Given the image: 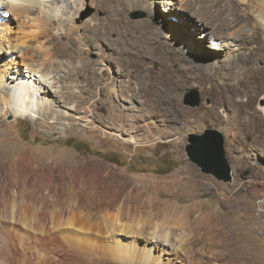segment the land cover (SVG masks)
<instances>
[{
    "label": "rangeland",
    "instance_id": "rangeland-1",
    "mask_svg": "<svg viewBox=\"0 0 264 264\" xmlns=\"http://www.w3.org/2000/svg\"><path fill=\"white\" fill-rule=\"evenodd\" d=\"M10 1L0 0V40H4L3 33L13 37L22 36L37 30L40 25L47 24L51 31L52 46H56L62 57L70 59L77 66L80 70V80L90 81L91 90L95 93L100 91L98 106L102 108L99 114L107 124V127H103L102 124L96 123L95 126L101 130L97 136L81 134L77 130L73 132L76 134L67 135L65 130H58L48 136L41 133L33 138L32 130L37 125V113L31 110L30 113L19 117L18 121L14 120L13 115L4 118L10 125H3L0 132L7 133L11 139L14 138L22 147V151L30 146L46 150L42 155V163L51 167L44 166V169H41L43 178L50 176L52 182L56 183H53L54 185H63L61 188L73 189V186L74 194L67 189L70 194L68 198L70 201L80 202V205L82 197L91 190L93 184L100 187V191L107 188L109 194L121 199L134 195L141 187L146 189L145 195H152L154 185L160 184V187L163 186V198L177 200L181 205L194 204L197 207L195 216L203 214L209 217V224L196 230L179 220H174L169 226L164 225L163 230L171 229L177 233L178 247L190 244L188 247L193 250L196 258L202 257L200 255L203 247L208 256L204 259L207 264H264V94L248 112L238 113L239 119L249 131H242L237 138L228 135L223 120L235 116L236 111L228 105L213 110V98L206 94L194 79L195 68L198 71L207 68V65H210L209 57L203 56L202 53L190 62H180L182 57L177 47L178 42L170 39L168 31L173 30L175 33L173 32L172 36L179 37V41L183 38L187 42H192L191 39L193 42L203 41L202 49L204 44L209 45V42L205 37H198L203 34L202 31L192 33L179 19L176 20L171 11H165V4L161 0L151 7L157 17L152 19L151 27L146 26L144 22L148 19V14L140 8L130 10L125 0H39L36 6L41 10L31 14V17L12 12L11 6H7L13 3ZM227 1L236 8L237 19H247L241 15V8L247 5L264 17V0H245L248 4L241 5V8L238 5L240 0ZM182 5L186 9V6ZM187 5L188 10H195L192 4ZM201 14L208 18L207 12L202 11ZM161 17L164 24L163 20H160ZM47 18L49 21L45 23ZM251 20L255 22L253 17ZM159 28H162L160 34L157 30ZM65 32H68V36L60 41L56 40V37L66 35ZM39 38L42 39L41 36ZM6 43L5 41L3 44L7 48ZM169 49L175 51L174 55L180 56L168 62L171 68L167 70L164 62L168 57L164 56V52ZM258 49L264 54L262 45L258 46ZM190 52L195 54L191 48ZM88 61H91V65L78 67ZM183 64L195 67L192 75H183L180 70V65ZM258 64L264 66V60ZM5 67L1 66L2 69ZM23 72L22 76L25 74ZM181 77L182 79H179ZM10 80L15 79L9 78L6 84L0 87L3 92H6V89L16 90L15 88H19L23 83L20 79L16 82ZM217 80L224 82L226 78L219 76ZM228 81L232 82L231 79ZM134 94L135 98L142 101L141 104L136 103L141 107H134L137 111L142 108L143 116L140 115V119L133 117L132 111L121 107L127 102L121 100L120 96L124 95L123 98L128 100L129 96ZM196 98H199L200 105L192 107L190 100ZM11 106L16 109L13 103ZM254 108L259 110L263 120L253 119ZM116 109L127 129L131 125L141 126L137 133H133L140 141L133 143L130 142L131 135H121L122 139L116 134L120 128L109 122V116ZM215 111L223 120L217 121ZM208 129L217 130L224 136L226 157L231 169L229 182L219 181L214 175L205 174L187 156L189 135L202 134ZM252 129L254 133L251 132ZM91 159L97 160L100 165H96V169L87 170ZM106 164L114 168L107 179L101 173V166ZM38 169L40 168L36 170ZM119 179L125 181L123 187L118 184ZM56 194L61 196L62 193L57 191ZM76 204L77 202H71L74 206L72 208L76 209ZM51 208L55 209L53 205ZM80 208L86 210L82 206ZM110 212L115 211L111 209ZM68 220L71 225L68 236L70 239L74 236L77 244L76 248H73L74 252L70 251L73 260L69 258L68 264H123L114 256V259L112 256L101 259L87 257L80 252L86 243L89 247L101 244L98 231L91 234L92 239H87L88 227L72 221L75 222L74 228L71 220L77 219L69 217ZM81 222L88 224L85 220ZM123 238L128 244L133 243V238ZM70 239L69 241H72Z\"/></svg>",
    "mask_w": 264,
    "mask_h": 264
},
{
    "label": "bare ground",
    "instance_id": "bare-ground-1",
    "mask_svg": "<svg viewBox=\"0 0 264 264\" xmlns=\"http://www.w3.org/2000/svg\"><path fill=\"white\" fill-rule=\"evenodd\" d=\"M11 1L13 3L7 6H11L10 10L14 13L20 12L31 17V14L41 10L36 6L39 0H18V3L17 0L15 3L14 0ZM157 1L159 0H125L130 10L140 8L148 14V19L144 22L150 27L152 19L157 18L154 10L151 9ZM161 1L165 4V11H171L176 20L179 19V22L192 33L202 31L203 34L198 37H205L209 42V45L204 44L202 49L203 41L193 42L191 39L192 42H187L184 38L179 41V37L172 36L173 30L168 31L170 39L178 42L177 47L181 51V56H177L182 57V61L179 57L180 62H190L202 53L203 56L209 57L210 65L202 71L186 66L184 62L183 66L180 65L183 75L191 74L195 68V81L214 100L212 109L217 110L222 105H228L236 111L235 116L232 115L233 117L224 120L216 111L214 112L218 122L223 120L228 135L237 138L242 131H249L245 123L239 119L238 113L248 112L264 94V66L258 64L264 60L263 52L258 49L260 45L264 47V17L248 6L245 0H240L238 5L239 7L247 5L240 8L241 15L248 20L237 19L236 8H233L227 0ZM187 4H192L195 10H188ZM202 11L208 13V18L203 17ZM160 20L162 21L163 17ZM44 21L47 23L49 20L47 18ZM162 22L164 24V20ZM46 25H40L37 30L22 36H7L6 33L2 35L4 40H0V87L5 85L9 78L15 79L10 80L11 82L20 79L23 83L19 88H15L16 90L6 89V92H3L0 89V129L4 127L3 125H10L5 120L8 115H13L14 120L18 121L19 117L32 110L37 113L32 115L38 118L35 121L37 125L32 130L33 138L41 133L48 136L58 130H65L67 135L77 130L81 134L97 136L101 130L95 126L96 123L107 127L99 114L102 107L98 106V96L101 93L91 90L90 81L80 80V70L77 66L70 59L62 57L56 46H52L51 31ZM161 29H157L159 34ZM65 33L66 35L56 37V40L60 41L68 36V32ZM5 41L7 48L3 44ZM190 48L195 54L192 55ZM174 52L171 49L164 52V56L168 57L164 62L167 70L171 68L168 62H172L177 57ZM3 65L6 66L4 69L1 68ZM86 65H91V61L78 67L85 68ZM23 71L25 74L22 76ZM219 76L225 77L226 81L219 82L217 80ZM230 79L232 82L228 81ZM135 95L129 96L128 100L121 95V100L127 102L121 107L132 111L133 117L140 119L143 116L142 108L137 111L134 107H141L136 103L141 104L142 101L135 98ZM242 97L246 99L243 100ZM12 103L16 106L15 110L11 106ZM252 117L254 120L262 119L256 108ZM109 122L120 128V131L114 133L122 139L121 135L128 134L131 135L130 142L140 141L133 133H137L141 126L131 125L127 129L117 109L109 116ZM254 130L252 129L251 132L254 133ZM124 138L127 141V138ZM45 151L37 146L33 148L30 146L22 151V147L14 138L11 139L7 133L0 132V264H68L72 256L70 251L77 245L73 235L72 241H69V217L77 219L71 222L75 221L77 225L85 224L88 227L87 239H92L91 234L98 231L100 245L94 244L89 247L86 243L84 247H80V252L82 251L87 257L102 259L106 256L112 258L114 256L123 264H207L204 259L208 256L203 247L200 255L202 257L196 258L193 250L188 247L190 244L182 248L177 246L175 231L162 229L164 225L169 226L174 223V220L189 224L191 225H188L189 228L195 230L207 226L208 215L195 216L196 205H181L177 200L163 198L161 195L163 186L160 187V184L154 185L152 195H145L146 189L141 187L134 195L124 199L112 196L107 192V188L100 191L98 190L100 187L93 184L91 190L82 197L80 205V202L70 201L68 198L70 197L68 191L74 194L73 186V189L61 188L63 185H59L60 183L54 185L55 182H52L50 176L43 178L41 169L45 164L42 163V155ZM89 165L87 170L96 169V165L100 164L97 160L91 159ZM37 168L40 169L36 170ZM113 171L111 165L101 166V173L105 179ZM118 184L123 187L126 183L123 179H119ZM57 191H61V196H57ZM71 202H77L76 209L72 208L74 206ZM51 205L55 209H52ZM81 206L86 210H81ZM111 209L115 212H110ZM80 219L88 221V224L78 221ZM75 222L71 223L72 226ZM118 236L131 237L133 243L128 244L123 240L125 238ZM71 259L73 260V257Z\"/></svg>",
    "mask_w": 264,
    "mask_h": 264
},
{
    "label": "water",
    "instance_id": "water-1",
    "mask_svg": "<svg viewBox=\"0 0 264 264\" xmlns=\"http://www.w3.org/2000/svg\"><path fill=\"white\" fill-rule=\"evenodd\" d=\"M189 104L192 107L199 106L200 100L199 98L191 99ZM186 152L189 160L205 174L214 175L219 181H231V169L226 157L225 139L221 132L208 129L202 134H190Z\"/></svg>",
    "mask_w": 264,
    "mask_h": 264
}]
</instances>
